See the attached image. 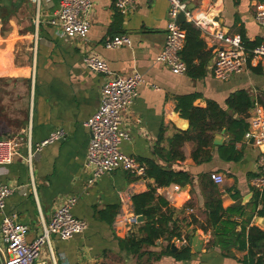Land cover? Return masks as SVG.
Masks as SVG:
<instances>
[{"label": "crops", "instance_id": "obj_1", "mask_svg": "<svg viewBox=\"0 0 264 264\" xmlns=\"http://www.w3.org/2000/svg\"><path fill=\"white\" fill-rule=\"evenodd\" d=\"M60 1L0 0V138L20 135L24 139L13 162L0 166V184L14 189L7 199V211L16 215L18 224L27 226L28 242L43 233L55 211L70 197H77L73 214L87 221L85 231L72 238L63 240L51 234L50 242L41 248L40 261L44 264H241L226 257L220 247L212 246L213 231L205 232L202 225L207 224L206 204L214 196L222 199L224 208L236 204L239 198L243 205L253 200L255 189L251 179L256 174L261 148L246 137L233 141V135L224 128V143L214 144L215 134L223 129L215 131L211 160L198 163L192 157L194 142H186L181 149L185 158L172 167L188 171L192 182L187 187L180 185L174 201L165 199L175 208L174 218H179L184 233L195 231L194 234L204 239V251L195 252L188 239L191 254L178 258L166 252L167 241L157 239L155 245L145 249L143 257L128 253L121 241L137 225L127 234L115 230L120 198L123 194L133 197L148 191L151 180L138 179L116 169L89 183L92 170L85 166V160L91 135L85 121L99 107L105 77L90 70L84 57L95 55L106 60L115 76L135 72L144 76L134 104L123 114V127L130 138L121 143L120 149L145 165L148 160L164 164L155 149L162 136L167 139L180 131L172 121L180 95L199 94L194 102L198 107L205 108L208 100H214L228 109L227 98L238 90H246L254 104L264 103V63L256 64L249 59L242 73L217 79L213 75L215 48L205 77L193 79L187 71L175 74L169 66L157 62L167 36L169 3L166 0H135L127 13L116 8V0H92L91 28L85 38L56 34L49 20L59 10ZM263 1L186 0L190 8L210 12L211 30L221 27L229 34L239 33L249 45L264 40V27L255 19L257 7ZM121 34L131 37V46L105 47L108 37ZM201 36L208 49L214 46L203 31ZM253 111L254 106L248 115ZM249 129L250 124L247 132ZM57 130H64L65 138L46 144L30 161V150H35L37 144ZM231 144L241 152L240 160L227 159L221 154ZM162 145H167L166 140ZM214 172L223 174L225 181L215 183L209 177ZM236 194L240 197H235ZM249 195L251 198L244 201ZM253 209L249 205L247 212ZM257 218L255 215L251 225L261 226ZM1 222L0 213V228ZM179 239L172 240L179 248L178 251L171 248L173 253L181 252L184 246ZM4 249L0 239V264ZM246 254L247 251H234L238 259Z\"/></svg>", "mask_w": 264, "mask_h": 264}, {"label": "built area", "instance_id": "obj_2", "mask_svg": "<svg viewBox=\"0 0 264 264\" xmlns=\"http://www.w3.org/2000/svg\"><path fill=\"white\" fill-rule=\"evenodd\" d=\"M169 3L166 42L157 62L169 66L173 73L182 74L187 71V64L183 59V50L186 44L187 32L178 22L180 13H184L187 22L194 23L203 31L210 44L217 45L216 59L213 66V75L217 79H226L234 74L242 73L246 69L248 60L256 64L264 63V40L254 48H248L239 33L229 34L221 27L211 30L213 23L210 12L192 9L186 0H166ZM135 0H116L115 6L122 13H127ZM93 9L92 0H61L57 13L49 20L55 27L57 35L67 38L88 36L91 28L90 13ZM255 19L264 27V1L257 7ZM129 35L121 34L108 37L105 47L109 49L131 46ZM85 65L95 72L104 75L105 80L101 88L100 104L98 109L87 118L85 126L88 128L91 139L85 160V166L91 168L94 183L98 178L116 169H123L138 179L147 180V166L137 158L124 153L120 145L130 138L129 132L123 127V114L131 108L138 95V87L145 81L140 73L129 76H115L106 60L95 55L84 57ZM250 129L246 133L247 140H253V145H264V103L255 102L254 111L248 117ZM64 130L53 132L48 139L37 144L35 150H30L29 160L48 143L65 138ZM23 137L15 135L0 138V166L11 164L19 155L23 145ZM211 179L221 184L225 181L223 174L214 172ZM255 191L264 190V151L261 150L257 160L256 174L251 179ZM181 186L173 184L170 187H158L157 193L164 196L169 202L174 201ZM14 192L8 185L0 184V213L2 222L0 239L5 244L2 264H44L40 261L41 248L50 242L51 234L58 235L66 240L83 233L87 228V221L76 217L72 208L77 197L67 199L53 214L51 221L44 227V231L35 240H26L27 226L17 223L16 215L7 211V199ZM114 228L119 233H128L137 225L138 214L134 210L132 197L123 194ZM182 245L188 244L183 236L178 240ZM96 264H106L97 262Z\"/></svg>", "mask_w": 264, "mask_h": 264}, {"label": "trees", "instance_id": "obj_3", "mask_svg": "<svg viewBox=\"0 0 264 264\" xmlns=\"http://www.w3.org/2000/svg\"><path fill=\"white\" fill-rule=\"evenodd\" d=\"M181 26L187 32L183 50L187 73L193 79L205 77L213 52L208 49L199 27L187 21ZM258 44L245 43L248 48H254ZM198 97L199 94H186L177 98V110L183 118L190 121V129L179 131L167 139L163 136L160 138L155 153L164 164L154 160L147 161V177L152 182H149L148 191L132 197L134 210L138 215L144 216V221L137 224V228L121 241L124 250L132 255L143 257L148 246L155 245L157 239H164L168 243L167 253L174 254L178 258L189 257L192 248L188 244L184 245L179 253H173L170 244L172 240L182 236L190 239L195 231L184 233L179 225V218H174L175 208L165 198L157 195V188L173 183L185 186L192 182L193 177L188 171L172 167L176 161L185 158L181 149L186 142H194L192 157L196 162L202 163L212 158L211 147H213L215 131L226 128L236 142L245 137L249 128L246 118L249 116V110L254 106V101L246 90H238L226 100L228 109L238 117H234V114H230L228 109L214 100H208L205 108L195 106L194 102ZM165 140L167 145H162ZM233 145L231 144L228 150H221V154L227 159L240 160L242 154L237 152ZM226 152L229 155H225ZM234 196L240 197L238 194ZM249 205L254 208L251 213L247 212ZM206 207L207 224H203L202 229L205 232L212 229L213 239L210 240L212 246L220 247L226 257L236 259L241 264H264V227L251 225L255 215L264 216V190L254 191L253 200L246 205H243L239 198L236 204L224 208L222 199L214 196L207 202ZM236 216L242 220H237ZM191 223L189 222V225ZM235 250L247 251V254L242 259H238L234 255Z\"/></svg>", "mask_w": 264, "mask_h": 264}, {"label": "water", "instance_id": "obj_4", "mask_svg": "<svg viewBox=\"0 0 264 264\" xmlns=\"http://www.w3.org/2000/svg\"><path fill=\"white\" fill-rule=\"evenodd\" d=\"M178 22L179 23L186 22V17H185V14L183 12L180 13V15L178 16ZM216 47H217V45H214V46L210 47L209 50L213 51ZM175 114H176V117L172 121H173L174 125L177 127V129L180 131L189 130V128L191 126L190 121L186 118H183L180 115V112H178V111ZM224 133H225V130L223 129L221 131V133L215 134V137H214V144L215 145H222L224 143V140H225ZM252 142H253V140H251V143ZM260 148H261V150L264 151V145H262ZM185 187H187V186H185ZM250 198H251V195H249L247 198H245L244 201H247ZM143 221H144V216L139 215L138 216V222L141 223ZM256 222L259 223L261 226H264V216H258ZM189 245L194 249L195 252L204 251V249H203L204 239L201 238V236L198 233H196L190 237ZM171 248L175 251L179 250V248L176 246L175 243H172Z\"/></svg>", "mask_w": 264, "mask_h": 264}]
</instances>
